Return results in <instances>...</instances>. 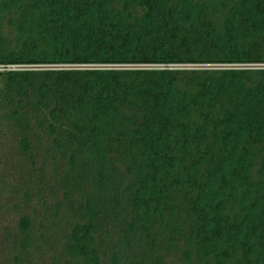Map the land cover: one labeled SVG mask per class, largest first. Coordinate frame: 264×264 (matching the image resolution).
Returning a JSON list of instances; mask_svg holds the SVG:
<instances>
[{"label":"trees","instance_id":"trees-1","mask_svg":"<svg viewBox=\"0 0 264 264\" xmlns=\"http://www.w3.org/2000/svg\"><path fill=\"white\" fill-rule=\"evenodd\" d=\"M0 66V264H264V0H0Z\"/></svg>","mask_w":264,"mask_h":264},{"label":"built area","instance_id":"built-area-1","mask_svg":"<svg viewBox=\"0 0 264 264\" xmlns=\"http://www.w3.org/2000/svg\"><path fill=\"white\" fill-rule=\"evenodd\" d=\"M17 68H20V67H17V66H10V67H7V69H17ZM3 67L0 66V71H2Z\"/></svg>","mask_w":264,"mask_h":264},{"label":"rangeland","instance_id":"rangeland-1","mask_svg":"<svg viewBox=\"0 0 264 264\" xmlns=\"http://www.w3.org/2000/svg\"><path fill=\"white\" fill-rule=\"evenodd\" d=\"M61 67H70V66H61Z\"/></svg>","mask_w":264,"mask_h":264}]
</instances>
